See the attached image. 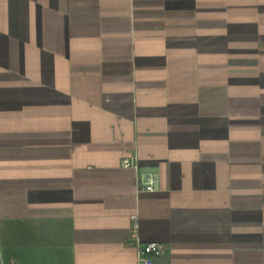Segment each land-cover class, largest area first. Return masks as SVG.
<instances>
[{
  "label": "crops",
  "instance_id": "obj_1",
  "mask_svg": "<svg viewBox=\"0 0 264 264\" xmlns=\"http://www.w3.org/2000/svg\"><path fill=\"white\" fill-rule=\"evenodd\" d=\"M134 221L264 264V0H0L5 264H138Z\"/></svg>",
  "mask_w": 264,
  "mask_h": 264
},
{
  "label": "built area",
  "instance_id": "obj_2",
  "mask_svg": "<svg viewBox=\"0 0 264 264\" xmlns=\"http://www.w3.org/2000/svg\"><path fill=\"white\" fill-rule=\"evenodd\" d=\"M123 167H134L138 166V158L135 155H131L122 160ZM158 188L156 174L143 175L139 182V190L154 191ZM138 226L136 221L132 225V236L131 244L136 246L138 264H154L156 257L166 254L167 248L160 242H147L142 243L137 234ZM0 264H5L1 249H0Z\"/></svg>",
  "mask_w": 264,
  "mask_h": 264
}]
</instances>
